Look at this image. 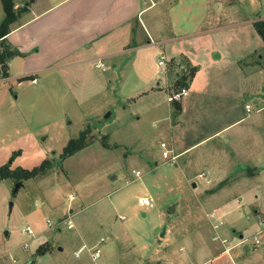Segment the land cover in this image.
Segmentation results:
<instances>
[{
	"label": "rangeland",
	"instance_id": "1",
	"mask_svg": "<svg viewBox=\"0 0 264 264\" xmlns=\"http://www.w3.org/2000/svg\"><path fill=\"white\" fill-rule=\"evenodd\" d=\"M26 1L13 0L18 19L11 28L24 19ZM4 17L0 1V22ZM260 22L264 0H158V50L137 53L146 56V67L128 64L136 54L123 57L126 65L110 86L86 81L78 87L81 94L91 93L85 100L75 98L77 88L58 75L38 77L36 84L28 79L0 82V168L9 164L13 170H31L43 161L52 165L45 175L23 181L16 194L13 179L0 182V264H173L191 249L214 247V237L223 230L229 236L233 230L243 233L252 248L247 253L242 249L243 254L251 262L262 259L264 214L254 211L258 205L264 208V151L253 160L262 170L260 179H246L215 199L213 194L232 184L233 177L227 175L207 190L195 172H205V165L220 159L216 149L256 148L254 132L264 138V112L175 163L163 158L160 147L164 141L174 154L181 152L164 132L169 105L173 122H180L167 98L181 91L175 82L189 73L188 66L196 67L185 57L172 59L174 48L188 52L198 68L186 99L193 119L187 123L185 143L246 115V105L251 116L264 105V42L255 29ZM162 57L165 67L159 66ZM105 67L91 68L89 77L102 82L113 73ZM154 87L158 90L151 91ZM83 132L88 146L62 160L68 142ZM195 156L197 166L184 164ZM144 197H152L155 206L142 207ZM216 218L223 223L218 230L212 227ZM70 222L73 229H68ZM28 226L34 236L25 233ZM83 241L88 248L100 244L96 263L87 249L81 260L75 257ZM44 243L53 253L37 256Z\"/></svg>",
	"mask_w": 264,
	"mask_h": 264
},
{
	"label": "crops",
	"instance_id": "2",
	"mask_svg": "<svg viewBox=\"0 0 264 264\" xmlns=\"http://www.w3.org/2000/svg\"><path fill=\"white\" fill-rule=\"evenodd\" d=\"M26 5L27 10L24 19L19 25L13 27L5 38L9 47L17 52V55L9 61V77L5 78V82L25 81L27 79L31 81L36 79L39 82L38 77L58 75L63 83L77 88H74L72 92L75 98L85 100L87 96H91V93L88 91L81 94L78 87H83L86 81H94L95 86L104 84L102 87L106 88L112 84V80L118 79V72L123 69L125 64L124 61L122 62L123 57L131 54L137 55L138 52H145L148 49L158 50V0H27ZM176 40L177 37L169 38L167 41L174 42ZM172 52L174 54L172 59L185 57L197 67L193 58L185 50L174 48ZM145 60V55L142 57L137 55L133 58L130 57L128 64H133L134 67L142 69L146 67ZM97 62H102L113 68V73H109V76L106 77L103 76L102 82L98 79L93 80L88 75L91 68L100 71L95 67ZM163 71L166 73V69ZM195 77L188 89L189 94L193 88ZM0 79L4 78L0 77ZM157 90L158 87H154L151 91ZM189 94L181 105L180 122L177 125H175L176 122H173L171 106L169 105L167 110L168 123L164 126V132L170 134V143L175 148L181 149V152L177 154L179 157L220 137L239 122L264 112V105H260L259 110L254 115L251 116V111H246V115L234 119L231 123L210 133L205 138L194 139L185 143L184 133L185 131L187 133L188 130L187 123L193 119L188 117L190 103L186 99ZM176 116L174 115V117ZM259 122H261V126L262 117H260ZM260 126L257 129H260ZM254 134H257L256 148L245 151L231 147L228 152L226 148L216 149L220 159L205 165V172H195V178H200V175L204 176L200 179L207 186V190H212L228 176L233 177L232 184L219 188L213 194L214 199L223 191L231 189L246 179H260L262 170L254 166L253 160L258 156L260 157V153L264 151V138L259 135L258 130ZM200 159L203 160L204 158ZM195 160L196 156L194 159L190 158L184 161V164L197 166L200 162L198 160L195 162ZM239 165L247 167V169H241V167L239 169ZM194 186L196 185L193 184ZM77 195L73 198L79 197V194ZM259 206L254 211L256 216L264 214V208ZM217 210L220 213V210ZM212 227L214 229V226ZM237 232V230H233L234 236H229L228 232L223 230L221 234L218 233V236L227 240L226 244L219 240H213L214 247L210 248L206 245L197 251L186 250L187 252L173 264H264V251L262 259L257 262H251L247 259L245 253L251 252L252 248L248 243L243 242L246 240L244 234L238 235ZM261 232L259 230L255 235H259ZM88 245V242L83 241L80 249L75 250V252L85 247L82 252L87 249L90 253L92 247L88 248ZM242 249H245L244 254ZM58 250L62 252L64 249L61 248L60 250L59 248ZM52 253L53 247L50 246V250L43 256ZM77 260H81V256ZM30 262L26 261L25 264Z\"/></svg>",
	"mask_w": 264,
	"mask_h": 264
},
{
	"label": "trees",
	"instance_id": "3",
	"mask_svg": "<svg viewBox=\"0 0 264 264\" xmlns=\"http://www.w3.org/2000/svg\"><path fill=\"white\" fill-rule=\"evenodd\" d=\"M3 6L5 17L0 24V77L8 78L9 77V61L17 55L16 51H13L8 43L5 41L6 36L12 31V25L18 19V15L15 12V6L13 0H0ZM255 29L259 36L264 42V23H256ZM189 73L182 74L178 77L175 82V88L178 90L189 89L190 84L192 83L196 73L198 72L197 67L188 66ZM175 110V116L181 113L182 106L180 102H175L173 104ZM88 146L86 142V133L83 132L78 138L72 139L68 142L67 146L63 149L62 160H65L77 152L83 150ZM13 158V157H12ZM13 160V159H12ZM51 163L48 161H43L39 166L28 170L24 168L11 169L9 164L0 168V182L6 179H13L16 183L27 181L30 179H35L37 177L43 176L51 168ZM252 171V170H251ZM252 174V173H251ZM250 174V175H251ZM50 250L48 243L40 246L37 250V256L43 255ZM29 264H35V261L32 260Z\"/></svg>",
	"mask_w": 264,
	"mask_h": 264
},
{
	"label": "built area",
	"instance_id": "4",
	"mask_svg": "<svg viewBox=\"0 0 264 264\" xmlns=\"http://www.w3.org/2000/svg\"><path fill=\"white\" fill-rule=\"evenodd\" d=\"M165 57H162V59L159 61V66L161 67H165ZM96 68L98 69H105V64H103L102 62H97L95 64ZM6 79H0V82H5ZM33 84H36L37 83V80L36 79H32L31 81ZM188 89H182L181 91L173 94V95H170L168 96L167 98V101L169 103H175V102H180L182 101V99H184L186 96H188ZM246 111L247 112H250L251 111V107L249 105L246 106ZM160 147L162 149V156L165 160L171 162V163H175L177 161V159L179 158V155L177 154H174L173 150H169L168 149V145L167 143L165 142H162L160 144ZM137 177H140L141 176V173L140 172H136L135 173ZM200 178H203L204 176L203 175H200L199 176ZM139 204L142 206V207H145V208H153L155 206V201L152 197H144V198H141L139 200ZM217 219V218H216ZM217 224L215 223L214 225V229L215 230H218L221 226H222V221H220L219 219H217ZM47 225L51 228L52 227V224L51 222L48 220L47 221ZM74 228V225L72 222H70L68 224V229H73ZM25 233H27L28 235H31V236H34V231L31 227H26L25 229ZM215 240H219L221 241L223 244H226L227 243V240H223L221 239L219 236H215L214 237ZM103 239L101 240L100 243H103ZM243 242H246L243 241ZM255 243L258 244L259 243V240L258 239H255ZM100 244L99 245H96L95 247H93L92 249H90V253H91V259L94 263H96V261L101 257V249L99 248ZM25 248H27V246L25 245ZM84 248H82L80 251L78 252H75V257L76 258H80L81 256V252L82 250H84Z\"/></svg>",
	"mask_w": 264,
	"mask_h": 264
},
{
	"label": "water",
	"instance_id": "5",
	"mask_svg": "<svg viewBox=\"0 0 264 264\" xmlns=\"http://www.w3.org/2000/svg\"><path fill=\"white\" fill-rule=\"evenodd\" d=\"M110 116V113H108L107 115H106V118H108ZM24 184H23V182H19V183H17V185H16V187H15V191H14V194H16L17 192H18V190L20 189V187H22ZM12 203L10 204V206L12 207ZM169 214H170V212H169ZM241 239H243V237L241 236ZM60 250H61V248H60Z\"/></svg>",
	"mask_w": 264,
	"mask_h": 264
}]
</instances>
